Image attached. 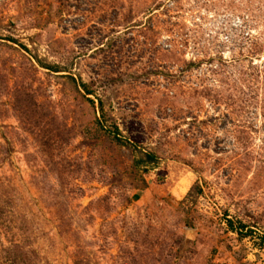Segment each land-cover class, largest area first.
I'll list each match as a JSON object with an SVG mask.
<instances>
[{"label": "rangeland", "instance_id": "1", "mask_svg": "<svg viewBox=\"0 0 264 264\" xmlns=\"http://www.w3.org/2000/svg\"><path fill=\"white\" fill-rule=\"evenodd\" d=\"M0 264H264V0H0Z\"/></svg>", "mask_w": 264, "mask_h": 264}]
</instances>
